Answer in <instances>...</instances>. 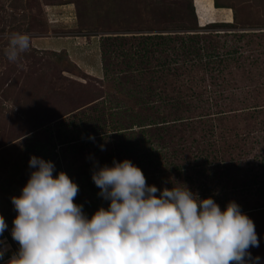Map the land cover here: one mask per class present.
I'll return each mask as SVG.
<instances>
[{"label":"rangeland","instance_id":"374dc122","mask_svg":"<svg viewBox=\"0 0 264 264\" xmlns=\"http://www.w3.org/2000/svg\"><path fill=\"white\" fill-rule=\"evenodd\" d=\"M218 1L237 11L236 27L207 28L217 23L215 9H221L213 0H72L76 31L97 36V50L104 51H99L104 74L96 79L64 53L38 50L32 43L17 63L8 62L3 36L50 34L48 5L62 0H0V215L8 225L0 241L10 246L0 264L19 249L11 236L17 215L11 197L21 195L35 170L29 167L31 156L53 162L54 177L63 171L79 186L74 202L89 219L98 209L93 202L103 201L93 171L128 159L149 186L186 185L200 199L213 198L222 211L230 201L241 212L258 209L252 220L260 226L256 231L264 232V195L256 191L264 187V0ZM229 7L225 19L233 21ZM169 22L186 24L185 35H198L179 39L170 32L171 40H145L154 34L146 28L162 31ZM144 49L150 51L142 63L151 71L131 62H139L134 53ZM88 88L102 90V104L66 113L89 96ZM106 104L111 108L104 109ZM59 108L66 116L57 118ZM95 112H103L102 120ZM151 118L165 123L130 134V127L139 129L131 123ZM96 119L104 122L106 136H94L106 130L91 128L88 123ZM243 185L249 189L240 192ZM256 256L264 264V252Z\"/></svg>","mask_w":264,"mask_h":264},{"label":"clouds","instance_id":"9594fccd","mask_svg":"<svg viewBox=\"0 0 264 264\" xmlns=\"http://www.w3.org/2000/svg\"><path fill=\"white\" fill-rule=\"evenodd\" d=\"M197 15V13H196ZM4 55L17 63L31 46L26 33L5 34ZM89 139H95L89 136ZM101 150L104 146L101 145ZM35 169L20 196L11 236L19 249L7 264H259L255 224L230 201L221 210L184 187L149 186L130 160L113 161L92 174L107 209L89 219L75 203L79 186L51 161L31 156ZM159 192V195L157 193ZM8 225L0 215V236ZM10 246L0 241V260Z\"/></svg>","mask_w":264,"mask_h":264},{"label":"crops","instance_id":"0c3cea01","mask_svg":"<svg viewBox=\"0 0 264 264\" xmlns=\"http://www.w3.org/2000/svg\"><path fill=\"white\" fill-rule=\"evenodd\" d=\"M208 1L212 4V0ZM215 10L217 11V18L212 20L213 22H218L219 20L232 22V18L230 21L225 19V13L229 9L221 8ZM47 11L50 15L47 22L50 34L33 37L31 39L33 47L42 51L49 50L64 53L69 61L84 71V73L96 79H101V75L104 74V67L99 53L100 50H97L98 47H96L93 40L97 36L76 31L78 28L76 25L77 20L71 18L73 12L74 14L76 13L72 0H63L60 4L48 5ZM212 21L208 20L206 22ZM55 29L61 31V33L53 34L52 32Z\"/></svg>","mask_w":264,"mask_h":264},{"label":"trees","instance_id":"16d2710c","mask_svg":"<svg viewBox=\"0 0 264 264\" xmlns=\"http://www.w3.org/2000/svg\"><path fill=\"white\" fill-rule=\"evenodd\" d=\"M63 1V0H62ZM252 1H254V0H248V2H252ZM213 5H214V7L215 8H228L227 6H225L224 4H221V3H219V1L218 0H213ZM230 9H232V11H233V21L231 22V23H219V22H217V23H214V24H209L208 26H207V28H211V27H217V26H219V27H228V28H234V27H236L235 26V24H236V21H237V17H238V14H237V11L234 9V8H231V7H229ZM169 18H170V20H173L174 19V17H173V15L171 14L170 16H169ZM170 22H172V21H170ZM170 22H169V24L167 25V26H163L162 28H164V29H162V31H151L152 29H155V28H153V27H149V28H146L145 30H147L148 32H151V33H154V34H151V35H147V36H145V37H147V38H145V40L147 39V40H149V39H153V37H157V38H159V39H167V40H171L172 39V36H177L179 39L180 38H183V37H186V38H188V39H193V37H195L196 35H198V34H196V33H194L193 32V30H198V27L195 25V26H193V28H191L192 29V32L193 33H188L187 35H185V33L184 32H186V31H188V29L186 28V24H184V23H180V24H176V25H174V24H171L170 25ZM149 25H151V24H149ZM191 29H189V30H191ZM145 30H140L141 32H143V31H145ZM167 32L166 34H161L162 32ZM171 32V35L170 34H168V33H170ZM172 32H174V33H172ZM180 32H182V33H180ZM188 47V46H187ZM188 49H189V51H191V46H189L188 47ZM102 51V53L104 52L103 51V49L101 50ZM148 51H150L149 49H144V51L142 50L141 52H140V50H138V51H136L135 53H134V56H136V58H138V57H140L139 58V62H138V60L136 59V60H131V62H134V61H137V64H139L140 66H136L135 65V67L136 68H140V69H142V67L144 66L145 67V69H147V70H149V71H151L150 70V68L148 69V62H146V63H142V59H141V57L142 56H144ZM137 54V55H136ZM206 57L207 58H212L213 56H211L210 55V53H208V54H206ZM148 63V64H147ZM142 66V67H141ZM103 67H105V65H103ZM138 71H141V70H138ZM87 87H89L88 85L87 86H85V88H87ZM101 89V88H100ZM99 91V92H98ZM97 92H96V89H87V92H88V94H89V96L88 97H82V98H80V104H78L77 106H71V108L70 109H68V111L66 112V113H69V114H73V113H75L76 111H74V110H78V109H80V108H82V107H86V106H88V105H95L96 103H98L99 101H102L103 99H104V97L102 96V90H98ZM96 92V93H95ZM55 99V98H54ZM70 100V99H69ZM68 100V101H69ZM55 102H54V104H59L60 103V100H59V98H57V100H54ZM100 104H102L101 102H99ZM104 103H106V102H104ZM151 109H154L155 111H158L159 110V108L158 107H153V106H149ZM78 108V109H77ZM109 108H111V106H110V104H106L105 106H104V109H109ZM74 109V110H73ZM59 110H61V112L59 113V114H57L56 116H57V118H61V117H64V116H66V113H64V111L62 110V109H60L59 108ZM96 113V115L99 117V115L101 114V113H103V112H100V113H98V112H95ZM109 116V115H108ZM103 117V116H102ZM100 119H101V117H99ZM110 118V117H109ZM162 119V120H161ZM160 120V122H158L157 120H155V119H153V118H151V119H149V120H144L146 123L144 124V123H141V122H139V123H131V125L132 126H134V127H136V129L137 128H139V129H137V130H133V128H131L130 127V134H133V133H137V134H143V133H147V131L146 130H144L145 128H141V127H143V126H158V124H161V123H165V120L163 119V118H161ZM102 120V119H101ZM100 122H102V121H100ZM99 122V120L98 119H96V120H92V121H90L88 124L91 126V128L92 129H94V130H98V126L99 125H102L103 127L105 126V124H104V122H102V123H100ZM79 125H80V122L78 123ZM105 128H106V126H105ZM100 130V129H99ZM101 131V132H100ZM98 133H95L94 134V136H98V135H100V136H106L107 135V128H106V130H100ZM103 131V132H102ZM130 149H131V147H130ZM243 188L244 189H249V188H247V187H245L244 185L242 186V188H241V190H240V192H242L243 191ZM248 191H250V190H244V193H246V192H248ZM260 195H264V187H259L257 190H256ZM110 204V201H107V200H105V199H103V201L99 204L98 202H96V203H94L93 202V205L95 206V208H101V207H103V208H106V206H108ZM87 206H85V208H86ZM83 209H84V207H83ZM97 209V210H98ZM258 211V209L257 210H255V211H253V212H251V211H245V212H243L242 211V213L243 214H246L250 219H253V216L255 215V214H257L258 215V213H255V212H257ZM255 227H260V226H255ZM256 233H257V236H258V240H259V247H252V248H250L249 249V251L251 252V254H252V256L254 255V254H256V253H263L264 252V235H262V233H264V232H261L260 231V229L258 230V231H256ZM12 243H13V241H12V239L11 238H8Z\"/></svg>","mask_w":264,"mask_h":264}]
</instances>
